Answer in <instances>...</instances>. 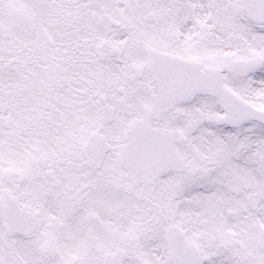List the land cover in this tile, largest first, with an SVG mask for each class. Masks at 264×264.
Instances as JSON below:
<instances>
[{
	"label": "snow or ice",
	"instance_id": "1",
	"mask_svg": "<svg viewBox=\"0 0 264 264\" xmlns=\"http://www.w3.org/2000/svg\"><path fill=\"white\" fill-rule=\"evenodd\" d=\"M0 264H264V0H0Z\"/></svg>",
	"mask_w": 264,
	"mask_h": 264
}]
</instances>
